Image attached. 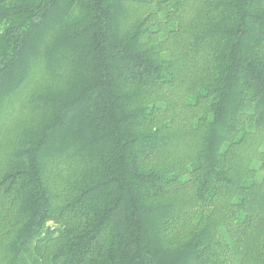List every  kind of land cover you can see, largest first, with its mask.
<instances>
[{
    "label": "trees",
    "instance_id": "trees-1",
    "mask_svg": "<svg viewBox=\"0 0 264 264\" xmlns=\"http://www.w3.org/2000/svg\"><path fill=\"white\" fill-rule=\"evenodd\" d=\"M58 28L88 77L0 145L11 264H264V0H0L25 110V52Z\"/></svg>",
    "mask_w": 264,
    "mask_h": 264
},
{
    "label": "rangeland",
    "instance_id": "rangeland-1",
    "mask_svg": "<svg viewBox=\"0 0 264 264\" xmlns=\"http://www.w3.org/2000/svg\"><path fill=\"white\" fill-rule=\"evenodd\" d=\"M43 32L41 30V33L33 36L25 52L23 62L26 70L35 71V79L40 81L37 94L44 95L46 99L36 101L33 106L31 104V108L27 106L26 110L24 109V101L26 100L23 97L29 89L24 90L21 85L16 90L13 89L12 85H17L16 82L20 79L29 82L30 73L26 77L24 75L14 76L13 82L10 81L9 85L0 86V111L1 114L6 113L5 115H7L1 122L3 129L0 130V145H5L7 149L15 145L20 133L22 138L31 139L36 137L40 129L48 124L54 114L49 101L50 98L55 95L69 97L81 87L88 77V74L83 73L84 67H86L83 54L82 56L74 55L73 52H70V43H64L68 32H63L60 28L52 33ZM60 40H63V43L58 44L57 42ZM19 95L21 98L18 100L23 99V101H16L14 103L15 107H13L14 105L12 106L10 103L17 100L16 96ZM8 104L11 106L8 107ZM29 104L30 102H28ZM7 244L8 239L0 237V264H11L7 253Z\"/></svg>",
    "mask_w": 264,
    "mask_h": 264
}]
</instances>
